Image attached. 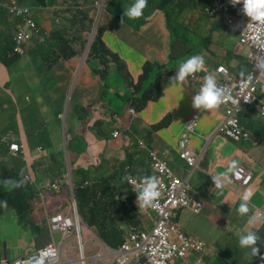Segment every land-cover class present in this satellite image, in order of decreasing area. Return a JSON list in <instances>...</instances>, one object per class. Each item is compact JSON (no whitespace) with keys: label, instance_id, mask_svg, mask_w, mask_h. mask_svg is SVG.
<instances>
[{"label":"clouds","instance_id":"clouds-1","mask_svg":"<svg viewBox=\"0 0 264 264\" xmlns=\"http://www.w3.org/2000/svg\"><path fill=\"white\" fill-rule=\"evenodd\" d=\"M3 1L11 3V12L15 20V25H10L6 22H0V32L2 36L0 40H6L9 43L7 53L11 57H15L16 60L11 64V80L0 85V92H6L10 88L8 86L12 82H25V76L21 74V68L24 65H33L40 57L42 50L49 47L53 41L52 38H62L64 40L75 39L77 34L81 33V25L78 23L71 22L75 18V14L72 12V8L81 5V0L76 2L70 0H43L39 2L36 0H27L28 3L23 2L24 0H0V6ZM169 1L170 4H166ZM63 2L66 4L65 11L72 12V17L68 18V21L63 22L57 28L52 29L47 35L43 30L42 25L39 24V11L45 9H55L56 13L62 10V6L58 3ZM160 4V14L163 21V31L157 30V34L161 32L162 38H167L171 44V48L168 52L169 62L166 63L165 71L172 77V82L175 81L177 85L192 86L194 88L193 93L190 97L189 108L190 114L182 122L180 128L174 129L173 136L176 140L173 144H168L164 149H159L152 144L153 136L171 126L167 116H164L159 121L152 124H143L141 114L146 108L150 101H154L162 97L163 93L156 91V85L151 79V70L155 66L161 65L160 62L152 63L146 62L143 66V72L139 78L135 80L132 73L129 70L128 65L119 72L121 76L120 80L110 79V85L107 88V93L104 94V88H93V87H81V94H85L87 102L84 104L90 112V117L87 115L81 118V138L84 142L83 145H76L75 133L70 132V141L66 146H63L59 139L66 134L64 130L61 137L57 138L53 143L48 146H40L38 148H32L25 140V136L20 127L8 125L4 133L0 135V161L7 159L6 162L0 163V176H4L5 171L17 172L18 179L10 178V183L7 185L9 190H15L19 188L29 189L32 185H36V190L45 187L53 178L63 177V182L66 190L70 195H74V201L70 208L60 206L55 213H50L47 218V224L51 226L54 218L58 216L69 217L75 215L80 220V229L76 226L70 230L75 232L81 240V213L78 207L77 189L84 188L83 182H81L80 170L85 168L91 174H95L98 170L111 171L113 175V183L111 189L113 193L117 190L120 184L126 185V190L117 198H119L120 205H128L133 207L134 219L145 218L147 212L151 216H154V226L150 230L141 232L139 236L134 235L133 239L138 242V246L144 255L142 245L145 243L144 234H151L157 227L158 222L163 216L167 227L169 228L171 235L175 239L187 237L192 240L198 241L202 244L201 253L194 254V257L201 259L203 264L206 263L205 256L206 242L198 237L185 233L182 228L188 229L186 225V219L196 217L197 219H203L212 226L218 223L220 208L212 200L205 198L200 192V185L203 178L211 177L216 188L223 190V188L230 184L232 181L230 177L246 185L253 180V173L250 172L244 165L238 163L233 155L229 159V163L225 166L223 171H210V163L215 158V149L210 147V143L213 139H219L221 143L228 144H239L243 141L252 140L255 145L259 143V138L264 139V135L254 132L253 128L245 122V115L256 112L255 116L264 118V83H258L253 96L248 101H242L238 103L237 110L234 114V118L237 119L239 127L242 129V135L236 137L235 125L230 122L229 109L233 108V104L238 101L232 96L237 91L239 82L246 79L250 75L264 77L263 71L254 69L256 64L253 65V72L248 74L245 71L236 72L233 65L222 62L225 61L223 58L217 56V51L211 49L208 42L202 39L192 32L183 31L178 32L174 27L173 15L174 11L172 8L174 3H177L175 11L178 10L181 0H153ZM152 2V3H153ZM232 6L237 4L242 5V12L250 18L252 22L264 25V0H229ZM94 4L97 10L103 13L105 8L108 6V0H95ZM150 3L148 0H131L127 11L124 13L129 19L135 20L140 18L144 14V9L148 8ZM165 6L167 8H165ZM18 14H22L26 18V22H22ZM155 9L151 4L150 12L148 13V20L150 16L154 15ZM113 19L105 27L99 24L100 19H96L97 26L106 28L109 33L108 37L103 36L102 41L110 53L106 56L117 58L118 53L120 58H123L120 51L112 48L110 44L111 35H119L121 37H132L141 28L132 24L128 19L114 15ZM132 28V32L129 34L127 31ZM69 31H72V35L69 36ZM173 35L175 39H173ZM193 38V39H192ZM189 43L193 47L189 46ZM31 46L28 50L27 47ZM115 46V45H114ZM88 51L84 52V59L86 63ZM22 56H26V61H20ZM77 61V60H76ZM227 61V60H226ZM113 62V61H112ZM111 62V64H112ZM0 64H2L0 62ZM228 65L225 68V65ZM148 67V72L144 69ZM264 68V65H263ZM5 70H7L4 67ZM8 72V71H7ZM9 74V73H8ZM143 81V87L141 86ZM148 86L145 87V84ZM61 84V81H60ZM225 86H229L232 91L231 93L225 89ZM56 89V88H55ZM77 87H71L70 91L72 95H76ZM96 90V94L92 95ZM158 95V96H157ZM147 97L144 107L139 111L135 103L134 98ZM113 99H125L128 101L127 107H123L127 110V122L121 121L120 117L124 112L118 111V106L113 105ZM69 100V99H67ZM111 100V101H110ZM232 103H231V102ZM2 100L0 99V103ZM136 106V109H135ZM98 110L101 112V117L93 119V111ZM214 111L213 115L217 117V124L214 129L210 132H203L201 129V122L206 112ZM97 122H103L102 131L106 133V136L99 137L95 133V125ZM164 123V125L158 129L153 130L150 134V125H157ZM264 125V122H260ZM13 127H17L20 136H15L12 132ZM91 133L97 140L109 141L110 139H118L128 136L129 147L132 150V156H139L141 159V166L145 167V171L149 170V174H130L124 168V175H118L114 172L119 170L122 165L130 164V155L127 154L124 160L116 165L113 163L112 158L101 154L95 156L90 165H84L79 162V158L88 150L89 141L86 133ZM99 137L100 139H98ZM201 138L202 145L196 148L193 145V139ZM74 143V144H73ZM26 145V149H25ZM4 153V154H3ZM66 153L72 155V161L67 163ZM29 155L30 161L27 159ZM44 155V156H41ZM30 163L26 167H11L13 164L18 163ZM36 162H45L50 166V162H58L61 171L52 172L47 167L43 169L41 173L35 174L33 171L32 164ZM171 162L173 165H171ZM162 163L166 166L167 171L161 172L156 164ZM126 164V165H127ZM5 169V171H4ZM236 172H241L242 177H237ZM185 173V175H182ZM230 174V175H229ZM66 177V180H65ZM66 181V184H65ZM29 184L30 187L25 186ZM20 186V187H19ZM53 186L57 188L54 183ZM67 187L69 189H67ZM189 191V192H188ZM191 192V194H190ZM192 195V196H191ZM254 193L251 189L245 190L240 196V204L238 207V213L244 216L249 213V202L251 201ZM71 197V196H70ZM43 199L38 192L30 193L28 199L29 205V224L21 222L22 226L33 225L39 220L43 222V213L40 219L32 217L33 202L35 199ZM92 201L100 202L101 200H107V195L91 196ZM159 200L164 203V212L161 214L156 206V201ZM213 204L215 208L213 209ZM8 206V205H7ZM70 209L75 212L72 214ZM115 210H118L115 205L109 209L107 215L110 217L115 216ZM48 214L51 210L47 203L43 204L42 212ZM189 211L190 214H185ZM218 211L219 214L215 218H210V214ZM120 223L117 224L119 230H125L128 225V217L123 214ZM119 219V218H118ZM36 220V222H35ZM249 224L251 225L250 231L243 233L238 238L239 247L242 249H250L251 255L256 256V264H264V206L255 207L254 213L249 218ZM52 227V226H51ZM53 228V227H52ZM96 237L99 236L96 227L93 229ZM103 242L109 246L104 240ZM68 257L72 258V261L68 264H73L81 258V249L78 251L76 257H72L68 254ZM144 263L149 264L147 257L144 255ZM34 264H44L43 257L34 258Z\"/></svg>","mask_w":264,"mask_h":264},{"label":"crops","instance_id":"crops-1","mask_svg":"<svg viewBox=\"0 0 264 264\" xmlns=\"http://www.w3.org/2000/svg\"><path fill=\"white\" fill-rule=\"evenodd\" d=\"M189 1L194 4V8L196 10L193 15L189 16V18L187 16L186 0H181L177 11L174 9L178 4L171 3L173 6L169 9V11H171V9L174 11L173 23L175 25L174 28L178 32H180L181 29L191 32L188 27L197 26L223 29L228 34L236 33L239 37V33L241 34L240 29L242 27L243 19L250 20V18L245 16L242 12V5L240 4L237 6L229 5L225 10L223 4L228 3L227 0ZM148 2L150 5L148 8L144 9V14L138 19L131 20L124 15L131 3V0H108V6L113 9L114 15L122 16L128 19L135 26L141 28L137 33L132 35V37H123L124 41L120 44H117L116 40L121 36L111 35V41H113V43L110 45L113 49L120 51L123 58L128 60L127 65L135 80H137L143 72V66L146 62L156 63L158 61L161 63V65L152 68V71L161 75L163 95L159 99L150 101L146 108L144 107L145 109L143 110L141 117L143 119V124H152L159 121L164 116L168 117L171 126L157 132L152 138V144L162 150L168 144H173L175 142L176 137L173 136L174 129L180 128L184 119L189 116V102L194 88L192 86L177 85L175 82H169L170 75L167 71H165V66L166 63L169 62L168 52L171 48V44L167 38H162L160 36L161 32L158 34L156 33L158 29L163 31L161 12L155 10L154 15L150 16L149 18L151 19L148 20V13L150 12L153 0H148ZM167 3L170 4L169 1H166V4ZM165 8L167 7L165 6ZM200 9L208 15L198 17L197 12ZM228 12L230 14H228ZM243 16L245 17L243 18ZM132 30V28H129L127 33L130 34ZM195 35L198 36L197 34ZM207 42L211 49L217 51V56H219V58L225 59V61L222 62L230 65H233V63L236 62L234 52L226 46L231 44L230 42L226 43L223 48L219 49L214 47L223 44L224 42L215 39H207ZM244 46L247 48L249 44H244ZM263 65L264 60L256 64L254 69L263 71ZM240 71L243 70H239V72ZM7 79L8 77L6 75V71L0 64V85H3ZM82 86L88 87L87 84H82L81 87ZM146 86H148V83L145 84V87ZM156 91L158 92V89H156ZM2 93L3 92H0V96ZM213 113L214 111L206 112L204 114L200 125L203 132H210L216 126L218 116H214ZM254 114H256V112L244 114V116ZM127 116V112H124V114L120 117V120L127 122L129 125ZM98 117H101V112L94 110L93 119L90 123ZM86 136L89 141V147L78 160L82 164L90 165L95 156H99L104 153L106 156L112 158L113 163L118 165L124 160L127 151V154L130 155L131 163L142 165L141 159L138 155H136V157L132 156L128 136L118 139H110L109 141L97 140L89 132L86 133ZM258 139L259 143L257 145H255L252 140L243 141L239 144H223L219 139H213L210 143V147H214L216 154L215 158L210 163V171H223L225 166L229 163V159L233 155H236L235 160L253 173V180L249 184L244 185L235 180L233 177H230L232 182L227 184L223 190H220L216 188L211 177H206L203 178L200 185V191L203 196L214 201L220 208L218 222L222 221L225 228H230L232 230H235L237 226L241 225V229L234 238L232 246L229 248V251L226 252L228 260L235 262V264H256L257 261L256 256L251 255L250 249H242L239 247L238 238L241 234L250 231L251 225L249 224V218L254 213L255 207L264 206V139L259 137ZM193 145L196 148L200 147L202 145V139H193ZM41 163L42 162H36L32 164L35 174L41 173L42 170L45 169V164L41 165ZM169 163L173 165L171 162ZM111 173L112 172L108 170H98L95 174L85 173L81 175V182H83L84 188H87L92 192V195H106L111 191V185L113 183V175ZM182 175H185V173ZM54 183L57 188L53 186ZM125 189L126 185L120 184L119 188L112 194L114 198L113 200L111 199V201L115 202L117 208L122 210L125 215L129 216L133 213V207L120 205V200L117 198V196L121 195ZM248 189H251L254 195L249 202V213L241 216L238 213L240 196ZM38 193L43 199L37 198L33 202L32 217L40 219L43 213V218L45 217L47 222L48 215L50 213H55L60 206L66 208L71 207V205L68 204L70 194L65 188L63 177L52 178L45 187L38 189ZM22 198L25 199V195H23ZM82 198H84V195L81 194V207L85 204V200ZM44 203H47L49 209L51 210L48 214H45L44 210L42 212ZM110 206H112V204ZM212 207L214 209L215 204H213ZM85 212L86 214L89 213V208L86 207ZM185 214H190V212L186 211ZM218 214L219 212L216 211L211 213L209 216L210 218H215ZM236 214L239 219H236L235 217L230 219L231 216H235ZM16 217L18 222H23L19 220L17 213ZM2 218L3 217L0 216V220ZM29 220L30 218H28L26 224H29ZM153 220L154 216H151L149 212H147L145 218L130 219L125 230H123L118 236V239L116 240V243L118 244L116 246H105L97 240L98 245L90 246L89 237L94 234V225L90 224V221L87 220V218L81 213V240L74 232L70 233L67 238L70 245V255L72 257H76L78 251L81 249V260H83L85 264H87L86 261L88 258L94 260L95 263L93 264H137L138 261L144 259V255L138 246V242L133 239V236H139L141 232L150 230L155 224ZM218 226V223L213 225V228L217 231V233L219 235H226L227 231L225 228L223 226L219 228ZM15 227L17 228L18 233L16 237V244L14 246L15 257L12 261H15L20 256H22V258L27 257L28 255L24 254V250L30 246H45L53 241L63 243L65 240L62 233L53 230L49 224L48 227H43L42 225H25L22 227ZM29 229L32 231V234L30 235L27 233ZM213 236V234H209L208 236L202 235L205 240H209L212 244ZM86 247L89 248V255L85 254ZM104 250H107V252L99 255V252H103ZM94 252H96V254H94ZM210 256L212 258H210ZM205 259L207 264H220L219 250L216 249L214 245H211V247L208 248V253L205 256ZM193 260L196 261L197 257H194Z\"/></svg>","mask_w":264,"mask_h":264},{"label":"trees","instance_id":"trees-1","mask_svg":"<svg viewBox=\"0 0 264 264\" xmlns=\"http://www.w3.org/2000/svg\"><path fill=\"white\" fill-rule=\"evenodd\" d=\"M36 1L43 2V0ZM23 2L28 3L27 0H24L20 3ZM152 5L156 11L160 10V4L158 2H153ZM78 15L81 16V20L89 18V14L84 12L83 10L79 11ZM74 23H78L81 25V38L83 32L87 28H91V26L93 25L90 24L89 26H87L84 22ZM108 35L109 33L107 32L106 28L94 25L92 28V32L87 36L85 41L81 42V45L84 47V50L82 52L83 56L84 52L88 51L84 68L89 72L90 76L96 79L94 85L96 83H99V86H97V88H104V94L107 93V88L111 83L109 77L115 81L120 80L121 76L119 75V72L123 70L128 63L127 59L120 58L119 54L115 52L114 54L117 55V58H115L114 56H112L111 59L106 57L110 53V51L106 48L105 44L102 41V38L103 36L108 37ZM1 36L2 32H0V38ZM51 38L55 39V42H53L46 49L42 50L39 59L32 65L34 66L36 72L41 74L40 77L38 76L36 77V79H31L29 84L27 80H25V82H21V87L17 85L18 82H12L8 86V88L10 89L1 94L0 98L2 102L0 103V120L4 122L6 128L9 124L20 127V129L24 133L26 142L32 148L50 145V143H53L57 138L62 136L64 130H66L67 133H75L77 140V142L75 141V146L83 145L84 142L81 138V118L85 117L86 115L87 118H89L90 112H88L87 106L84 105L87 102L86 95L81 94L80 87L82 84H84L81 82V70L78 77L72 72V70H69V75L71 74L72 76L71 87H77V94L72 95L71 99L69 100H65L66 88L59 87V85L61 84L57 74L58 71H56L57 68L60 67V60H77L78 51L72 44L75 39H70L68 41L62 38H56L55 36ZM123 41L124 38L119 37L116 40V43L120 44ZM8 48L9 43L6 40H0V62L2 63L1 65L7 69L5 70L6 75L10 81V63L14 62L16 58L11 57V55L7 53ZM144 69L149 74L148 67L146 66ZM43 71H45L44 75ZM25 73L27 74V72ZM171 78L172 77L170 76V83H172ZM38 79H40V81H44V86H46V90L44 91V93L38 90V82L36 83ZM151 79L154 81L158 92L163 93L161 75L151 70ZM141 86L143 87V81H141ZM23 88L27 89V93L30 94V97L23 94ZM93 88H95V86ZM146 99V96L141 98H134L133 103L137 105L139 111L144 107ZM124 101L126 100L119 99L118 104L122 105ZM113 105L115 107L117 106V104L114 103ZM118 111L127 112V110L123 108V106H118ZM19 112L20 114H22L21 118L18 116ZM245 122L253 128L254 132L264 135L263 124L257 122V120L255 119L245 120ZM103 125V122H97L95 125V133L99 137L106 136V133L102 131ZM163 125L164 123L150 125V132H148V134H150L153 130L162 127ZM6 128H0V135L4 133ZM99 137L97 138L100 139ZM126 164L122 165L119 170H116L114 173L118 175H124V168L127 172L131 171L133 174L142 175L144 173H150L149 170L145 171L146 168L141 165L135 163H130L127 165ZM48 168L50 171L55 173L61 171V167L58 162H50V166ZM80 172L81 175L89 173V171H86L85 168L81 169ZM3 175L4 176H0V216L5 217L4 215H2L4 208L8 206L13 208V214L9 213L7 215V218L11 220L15 224V226L21 227L22 223L17 221L16 213L20 221H28V199L30 197V193L33 194L38 192L35 189L36 185H32L30 187L29 184H25V186L30 188L9 190L7 185L10 183V178L18 179V173H10L7 170L3 173ZM81 194L84 195V198L82 199L85 200V204L82 207ZM112 194L113 189H111V191L106 194L107 200H101L100 202H97L91 200V196L93 195L92 192L87 188L81 187L77 189L78 207L80 213H82V215H84L87 220L90 221V224L96 227L99 236L108 245L113 247L118 244L116 243V240L122 232V230L118 229L117 224L120 223L122 219L120 217H123L124 213L122 210L114 209V217H110L109 215H107L109 209L115 206V202L111 201V199L113 200L114 198ZM23 195H25V199L22 198ZM111 204L112 206H110ZM86 207L89 208V213L87 214L85 212ZM127 217L129 221L130 219H134L135 215L134 213H132ZM42 224V220H39L34 223L33 226H40ZM144 260L145 259H143V261ZM73 264L85 263L80 258V260L76 261Z\"/></svg>","mask_w":264,"mask_h":264},{"label":"rangeland","instance_id":"rangeland-1","mask_svg":"<svg viewBox=\"0 0 264 264\" xmlns=\"http://www.w3.org/2000/svg\"><path fill=\"white\" fill-rule=\"evenodd\" d=\"M73 2H76L77 0H70ZM95 0H81V5L75 6L72 8V12L76 15L75 18H73L71 20V22H84L85 25L89 26L90 24H93L91 26V28H87L83 34H82V38H81V33L77 34L75 37L74 42L72 43L73 46L76 48V50L78 51V55H77V61L75 59H69V60H60L59 61V68H57L56 71H58V78L61 81V85H59V87H65L66 88V92H65V96L66 99H71L72 94H71V81H72V76L71 74L69 75V70L77 75H79V72L81 70V82L84 84H87L88 87H94L97 88V86H99V83H96L94 85L95 82V78L90 76L89 72L84 68L85 65V59L84 56L82 54L84 47L81 45L82 41H85V39L87 38V36L92 32V28L94 25H97L96 23V19L99 18V24L104 25L105 27H107V24L110 22V20L113 19L112 16H114V11L110 6H107L105 8V10L103 11V13L101 14V12H99L97 10L96 5L94 4ZM228 3L223 4L224 9L226 10L228 8L230 4L229 0H227ZM59 6H62V10L59 11L58 13H56L55 9L49 8V9H45L43 11H39V15H40V19H39V24L42 25L43 30L45 31V35H47L52 29L57 28L58 26H60L61 24H63V22L68 21V18L72 17V12H67L65 11V7L66 4H64L63 2H59L58 3ZM238 5V4H237ZM235 5V6H237ZM186 6H187V16L189 18L190 15H193L195 13V8H194V4L190 1H186ZM83 10L84 12L89 14V18L88 19H84L81 20V16L78 15L79 11ZM228 14H230L228 12ZM19 18H21L22 22H26V18L24 15L22 14H18ZM208 14L204 13L203 10H198L197 12V16L198 17H204L207 16ZM246 16V15H245ZM243 16V18L245 17ZM0 21L1 22H6L10 25H15V20L13 18V14L11 12V3L8 1H3L2 5L0 6ZM258 23L252 22L251 20H245L243 19L242 21V27L240 29L241 34L239 33V37L237 36V34H228L225 30L223 29H218V28H205V27H197V26H189V30L192 32V34H197L199 37H201L202 39L206 40L207 39H215L218 41H222L224 42L223 44H220L214 48L219 49V48H223L225 46L226 43L230 42L231 44L226 45L229 49H231L232 52H234L235 54V59L236 62L233 63V67L234 70L238 73L239 70H243L246 73L250 74L253 72V65L254 64H258L261 59L264 56V50L261 44H256L254 46V42H258L260 40L259 37H256L257 34H264V28L262 27H258L257 26ZM184 30H180V32H183ZM247 34H252V37H249ZM72 35V31H69V36ZM173 39H175V36L173 35ZM193 39V38H192ZM53 42H55V39H52ZM245 42L250 43L249 46L246 48L244 46ZM253 45V46H252ZM190 47H193L192 44L189 43ZM31 46L27 47V50L30 48ZM27 57L26 56H22L20 61H26ZM71 61V65L69 64ZM228 65H225V68H227ZM27 72V74L25 73ZM21 74H23L25 76V79L27 80L28 84L30 83L31 79H36V77H40V73L36 72L34 66L32 65H24L21 68ZM45 74V71H43V75ZM41 79V78H40ZM40 79H38L36 81V83L38 82V90L43 92L46 90V86H44V81H40ZM78 79V78H77ZM77 79H76V83H77ZM35 83V84H36ZM259 83L263 84L264 83V77L263 76H259ZM19 87H21V82L19 81L17 84ZM97 90V89H96ZM96 90H94V93L92 95H95L97 92ZM23 94L27 95L30 97V94L27 93V89L23 88L22 89ZM113 103L117 104L118 100H114L113 99ZM128 101H124L123 103V107H127ZM18 116L21 118L22 114H20V112L18 113ZM244 119L249 120V119H255L257 120V122H264V118H259L258 116L255 115H251V116H245ZM0 128H6L4 122L2 120H0ZM12 132H14L15 136H20V133L17 129V127H13ZM70 134L66 133L64 134L60 139V143L63 146H66L69 141H70ZM25 149H26V145H25ZM44 156V155H41ZM30 156L27 155V159L30 161ZM7 159H3L0 161V163L6 162ZM66 161L67 163H70V161H72V155L70 153H66ZM28 163H18V164H13V166L11 167H26ZM48 167V164L45 162V169ZM129 174L131 172H128ZM66 180V177H65ZM66 184V181H65ZM67 189H69L67 187ZM128 190V189H126ZM71 197H69V203L70 205L73 204L74 201V195H70ZM13 208L11 207H6L3 209V213L2 215H4L5 217H3L0 220V263L1 264H17L19 261L22 260V256L18 257L15 261H12V259H14L15 255H14V246L16 244V237H17V228L14 226V224L9 221L7 219V215L13 214ZM70 212H72V214H74V210L70 209ZM236 218L239 219L237 217V214L235 216H231L230 219L232 218ZM36 222V220H35ZM42 226H46L48 227V224L46 222L45 217L43 218V222H42ZM186 225L188 227V229L182 228V230L189 234V235H193L195 237H198L202 240H204L206 242V251L208 253V248L211 247V245H214V247H216V249L219 250V259H220V264H235V262L233 261H229L228 257L226 256V252L229 251V248L232 246L233 240L234 238L237 236L238 232L241 229V225L237 226L235 228V230H232L230 228H225L223 222L219 221L218 222V227H224L225 230L227 231L226 235H219L217 233V231L213 228V226L211 224H209L207 221L203 220V219H197L196 217L193 218H188L186 219ZM27 233L30 235L32 234V231L29 229L27 231ZM209 234H213L214 236L212 237L213 239V244L209 241V240H205L203 236H208ZM90 241H89V245H98V242H100V238L96 237L95 234H92L91 237H89ZM98 242H97V241ZM102 244V243H101ZM102 245L107 246L104 242ZM35 246H30L28 248H26L24 250V254L26 255H34L35 254ZM107 250H104L103 252H99L100 254H104L106 253ZM23 254V255H24ZM85 254L89 255L90 251L89 248L86 247L85 248ZM94 254H96V252H94ZM210 258H212L210 256ZM11 259V260H10ZM87 264H93L95 263L94 260L89 259L86 261ZM67 261H63L62 264H66ZM105 264V263H103Z\"/></svg>","mask_w":264,"mask_h":264},{"label":"built area","instance_id":"built-area-1","mask_svg":"<svg viewBox=\"0 0 264 264\" xmlns=\"http://www.w3.org/2000/svg\"><path fill=\"white\" fill-rule=\"evenodd\" d=\"M257 26L264 28V25L257 24ZM247 35L249 37L253 36L252 34ZM256 37H259L260 40L258 42H254V46L256 44H261L264 50V34H257ZM245 44L250 43L245 42ZM262 60H264V56L261 61ZM258 83L259 78L254 75H250L246 79L239 82L237 91L234 95H232L231 88L229 86H225V89L228 90L238 101L236 104L230 101L233 104V108L229 109L230 122L235 125L234 130L236 137H240L242 135V129L239 127L237 119L234 118L237 105L242 101H248L251 99ZM156 166L161 172L167 171L166 166L162 163H157ZM236 175L237 177L243 176L241 172H236ZM163 206L164 203H161L159 200L156 201L155 208H157L161 214L164 212ZM51 226L53 227V230L62 233V236L65 239L64 242L59 243L57 241H53L45 246L36 247L34 255H28L27 257L22 258V260L17 264H34V258L39 257H43L44 264H62L63 261H67L66 264H68L72 261V258L68 257V254L71 252L67 238L70 233H73L72 230H70L72 227L76 226L80 229L79 218L75 215L69 217L58 216L54 218ZM144 239L145 243L142 245V249L144 255L147 257L146 262L149 264H203L199 258L196 261H192V256L194 254L202 252V250H200L202 248V244L187 237L179 239L173 238L163 216L151 234H144ZM100 242L103 244V239L100 240ZM137 264L147 263L138 261Z\"/></svg>","mask_w":264,"mask_h":264}]
</instances>
